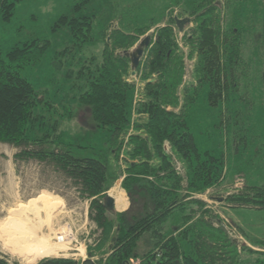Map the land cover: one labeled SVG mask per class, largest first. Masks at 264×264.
<instances>
[{"label": "rangeland", "instance_id": "obj_1", "mask_svg": "<svg viewBox=\"0 0 264 264\" xmlns=\"http://www.w3.org/2000/svg\"><path fill=\"white\" fill-rule=\"evenodd\" d=\"M5 1L14 2L15 8L9 19L3 16V6L0 8V54L6 57L15 45L33 40L48 44L39 61L29 63L18 71L37 92H41L48 101L55 104L54 109L60 115L73 114L61 119L58 127L61 146L71 143L104 149L110 153L112 160H116L111 168L117 178L111 182L107 193L117 185L122 186L127 176L126 168L132 160L127 154L128 141L135 133L133 125L138 118L135 108L148 101L144 94L145 86L155 83L159 72H165V69L158 67L155 70L157 66L150 46L141 59L139 74L129 73L128 76L134 85L129 95L131 115L134 117L131 127L121 139L122 143L108 144L106 142L110 133L94 128L90 115L77 101V94L80 92L77 86L83 82L75 80V83L72 78L78 64L74 71L69 65L70 54L64 58L62 56V61L56 59V56L67 50L78 53L79 60H87L91 64L96 57L102 58L106 41L110 39L106 38V33L105 37L101 35L108 29L109 32L115 28L122 29L123 24H126V34L138 35L132 44L118 50L125 54L133 52L145 36L153 35L156 41L162 35L160 32L164 27L171 28L175 42V61L169 70L166 69L179 78L173 93L178 104L174 106L167 103L164 108L177 114H186L189 130L199 150L209 151L223 162L218 183L199 191L188 189L186 165L172 142L165 140L163 149L172 159L176 172L184 178L181 193L187 195L186 200L201 202V206H194L198 216L207 217L215 227L227 230L232 243L239 248V259L253 254L244 255L243 245L254 251L264 252V210L254 209L250 205L239 207L240 205L226 199L246 193L251 186L264 185V83L258 77V73L264 71V60L258 53L253 35L257 31L258 17L244 19L239 0L237 3L232 0L229 14L226 11V1L214 0L223 6L220 17L223 34L233 27L236 19L241 18V23H237L239 34L236 24L234 25V34H238V37L231 35L236 38L235 46L239 43V51L231 66L233 71H230L233 73L232 89L219 106H212L209 101L210 87L200 71V56L194 44H191L197 28V17L192 13L194 0H147L148 3L146 0V3L144 0ZM144 4V10L136 9ZM125 14L130 15L129 20L125 18ZM75 17H87L92 21L87 32L91 39L82 43L79 51L73 28L67 22L60 21L61 18L67 20ZM176 17L189 18L190 22L184 25L183 31L174 22ZM149 18H154L156 22L148 21ZM228 59L226 62L230 64L232 59ZM48 114L52 116L53 112ZM42 133L40 131L38 134L43 135ZM20 150L13 144L0 142V258L7 264H39L45 258H69L78 264L91 258L99 264H106L112 250V239L101 244V229L89 218V201L80 196L71 180L46 162L16 159ZM132 197L134 201H129L133 203L134 213L139 215L138 205L143 200L136 194ZM205 211L208 213L202 215ZM194 221L195 219L190 220L191 223ZM27 224L32 227H29L33 237L30 238L31 243H23L15 236L17 230ZM166 226L167 231L172 226V219ZM115 233L116 226L110 235L114 237ZM59 236L64 237L63 242L58 240ZM154 240L150 232L144 233L138 241L137 252L141 255L147 253L154 245ZM41 246L50 252L54 250L55 253L39 256L37 252ZM232 248L224 247L225 250ZM132 261L140 260L136 258ZM132 261L130 264H133ZM251 263L246 261L244 264Z\"/></svg>", "mask_w": 264, "mask_h": 264}, {"label": "trees", "instance_id": "obj_2", "mask_svg": "<svg viewBox=\"0 0 264 264\" xmlns=\"http://www.w3.org/2000/svg\"><path fill=\"white\" fill-rule=\"evenodd\" d=\"M224 1L229 14L232 0ZM233 1L237 3L238 0ZM239 3L244 19L258 17L257 31L253 35L258 53L264 60V0H239ZM2 6L5 12L3 16L10 18L15 3L0 0V8ZM145 7V4L139 5L136 9L142 11ZM222 8V4L215 3L214 0H194L192 11L197 17V28L191 44H194L200 56V71L210 87L209 101L212 106H219L232 89L233 73L230 71H233V58L239 51V43L235 46L236 38L231 35L238 37L240 30L237 23H241V18L236 19L235 23L238 34H234L235 24L223 34L220 24ZM129 17V14H125L126 19L129 20ZM177 19L180 18H174L176 25ZM60 21L67 22L73 28L77 50H80L82 43L91 39L87 32L92 21L87 17L67 20L61 18ZM148 21L156 22L154 18H149ZM126 28L127 25L123 24L122 29L115 28L111 32L108 29L101 35L105 37L104 34H108L106 38L109 37L110 40L106 41L102 58L96 57L91 64L90 61L79 60L78 53L67 50L56 56V59L62 61V56L64 58L70 54L69 65L72 70L78 64L72 78L75 83V80L83 82L77 86L80 90L77 101L90 115L94 128L110 133L106 142L108 144L122 143L121 139L134 118L130 109L131 96L129 97L134 89L128 77L129 73L132 75L131 58L118 50L132 44L138 35L126 34ZM136 32L140 33L138 30ZM160 33L162 35L156 41L152 35L150 46L157 66L155 70L160 67L165 72H159L155 83L145 86L144 94L148 101L135 108L138 118L133 125L135 133L129 138L127 151L132 160L126 168L127 176L122 183L131 202L134 194L143 200L138 205L139 215L134 213L133 203L124 213H118L114 207L108 206L107 192L111 182L117 178L111 168L116 160H112L110 153L104 149L71 143L61 146L62 141L58 135L61 119L73 114L60 115L54 109L55 104L48 101L41 92H37L18 71L29 63L34 64L40 60L48 45L42 41L33 40L15 45L6 57L0 54V142H7L21 149L16 154V159L46 162L75 184L80 196L89 201V218L101 229V244L113 238L110 233L116 226L117 241L113 244L106 264H130L136 258H139L141 264H244L246 261L264 264V252L254 251L245 245L242 247L244 255L253 253V256L245 255L239 259V248L232 243L227 230L215 227L207 217L198 216L194 206H201V202L186 200L187 195L181 193L184 178L176 172L172 159L165 153V140L172 142L186 165L188 189L199 191L218 183L223 162L209 151L199 150L189 130L186 114H177L164 108L167 103L174 106L178 104L173 93L179 78L174 72L171 75L167 71L175 61L173 31L164 27ZM228 57L232 59L230 64L226 62ZM140 68L141 62L136 69L137 75ZM258 77L264 83V71L258 73ZM49 112H53V115H49ZM40 131L43 135L38 134ZM117 156L119 158L118 151ZM226 199L240 205L239 207L250 205L254 209L264 210V185L251 186L246 193ZM202 213L206 215L208 211ZM171 219L172 226L166 231V224ZM194 219L191 223L190 220ZM146 232H150L155 238V243L147 253L141 255L136 250L137 244ZM258 243L263 244L262 241ZM224 247L233 248L225 250ZM0 264L7 262L0 258ZM39 264L78 262L69 258H45ZM81 264L99 262L88 258Z\"/></svg>", "mask_w": 264, "mask_h": 264}, {"label": "water", "instance_id": "obj_3", "mask_svg": "<svg viewBox=\"0 0 264 264\" xmlns=\"http://www.w3.org/2000/svg\"><path fill=\"white\" fill-rule=\"evenodd\" d=\"M189 22V18L185 19H177V25L179 26L180 30L183 31L184 25ZM152 35L145 36L139 46L130 53H126L131 58V67H132V75H136V69L139 67L142 57L144 56L145 52L150 47V44L152 42ZM108 206L114 207L115 201L114 198L108 195L107 200ZM120 228L118 227L117 231H119ZM117 241V236H114L112 238V244H115ZM113 245L110 249H112Z\"/></svg>", "mask_w": 264, "mask_h": 264}, {"label": "bare ground", "instance_id": "obj_4", "mask_svg": "<svg viewBox=\"0 0 264 264\" xmlns=\"http://www.w3.org/2000/svg\"><path fill=\"white\" fill-rule=\"evenodd\" d=\"M112 192V195H114V197L116 198V200H118L119 204H121V202L123 203V206L126 205V196L124 195L123 191L120 190L119 186L113 188V190L111 191ZM122 208V207H121ZM31 223V222H30ZM40 224V223H39ZM42 224V223H41ZM44 225V224H43ZM42 225V226H43ZM37 226V225H36ZM29 227L30 225L27 224V226H23V228L20 229H15L17 230V234L15 235L17 237L18 240H22L23 243H31V232L29 231ZM41 227V226H40ZM10 228V227H9ZM32 228V227H30ZM37 228V227H36ZM43 229V228H42ZM47 229V228H46ZM37 230V229H36ZM9 231V230H8ZM39 231V230H38ZM10 232V231H9ZM41 234V233H40ZM43 234V233H42ZM26 238H25V237ZM41 237V236H40ZM33 238V237H32ZM29 239V240H28ZM42 239V238H41ZM38 242V241H37ZM21 243V242H20ZM39 243V242H38ZM41 243V242H40ZM19 244V243H18ZM50 246V245H49ZM46 247V245H45ZM38 248V247H37ZM47 248V247H46ZM46 248H43L42 246L38 249L39 251L37 252V254L39 256L41 255H46L47 253L51 254V252L55 253L54 250L53 251H49V249H46ZM50 248V247H49Z\"/></svg>", "mask_w": 264, "mask_h": 264}, {"label": "crops", "instance_id": "obj_5", "mask_svg": "<svg viewBox=\"0 0 264 264\" xmlns=\"http://www.w3.org/2000/svg\"><path fill=\"white\" fill-rule=\"evenodd\" d=\"M119 188H120L121 191H123V193L125 192L124 195L126 196V201H127L125 206H123V203L122 202H121V204H119L118 200H116V198L114 197V195H112V192L111 191L108 193V195H110L111 197L114 198V201H115V204H114L115 211L118 212V213H124V212H126V211H128L130 209L131 203L129 201L130 199L128 198V194L125 191V189H123L121 185L119 186Z\"/></svg>", "mask_w": 264, "mask_h": 264}, {"label": "built area", "instance_id": "obj_6", "mask_svg": "<svg viewBox=\"0 0 264 264\" xmlns=\"http://www.w3.org/2000/svg\"><path fill=\"white\" fill-rule=\"evenodd\" d=\"M58 240L60 241V242H63L64 241V237L63 236H59V238H58ZM132 263L133 264H141V262L140 261H132Z\"/></svg>", "mask_w": 264, "mask_h": 264}]
</instances>
